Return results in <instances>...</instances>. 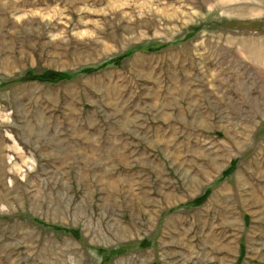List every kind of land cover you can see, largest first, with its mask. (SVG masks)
I'll return each instance as SVG.
<instances>
[{
  "label": "rangeland",
  "instance_id": "1",
  "mask_svg": "<svg viewBox=\"0 0 264 264\" xmlns=\"http://www.w3.org/2000/svg\"><path fill=\"white\" fill-rule=\"evenodd\" d=\"M0 264H264V0H0Z\"/></svg>",
  "mask_w": 264,
  "mask_h": 264
},
{
  "label": "trees",
  "instance_id": "2",
  "mask_svg": "<svg viewBox=\"0 0 264 264\" xmlns=\"http://www.w3.org/2000/svg\"><path fill=\"white\" fill-rule=\"evenodd\" d=\"M115 66H119L117 63H113ZM92 71L90 70H85L84 74H90ZM60 79L66 80L68 79L67 77H61L60 75H58L57 77H55V75L53 73H47L45 76L43 77H31V78H24V79H20L17 82L22 83V82H27V81H39V82H45V83H54V82H58ZM206 200V199H205ZM204 200V201H205ZM203 201V202H204ZM201 202V203H203ZM200 203V204H201Z\"/></svg>",
  "mask_w": 264,
  "mask_h": 264
}]
</instances>
